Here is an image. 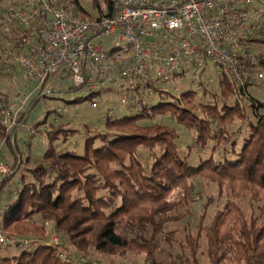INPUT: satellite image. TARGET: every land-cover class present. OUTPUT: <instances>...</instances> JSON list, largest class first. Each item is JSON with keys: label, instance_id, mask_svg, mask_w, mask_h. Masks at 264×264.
Instances as JSON below:
<instances>
[{"label": "trees", "instance_id": "16d2710c", "mask_svg": "<svg viewBox=\"0 0 264 264\" xmlns=\"http://www.w3.org/2000/svg\"><path fill=\"white\" fill-rule=\"evenodd\" d=\"M105 1L108 12L99 0H93L96 14H92L79 0H69L74 13L112 15L114 0ZM19 36L15 28L9 33L0 30V47L5 42L19 50ZM219 89L225 99L222 104L219 94L211 95L213 101L197 102L198 93L188 91L135 114L107 118L104 131L88 126L80 154L56 150L55 140L60 134L66 140L70 130L55 126L49 131L50 144L42 161L27 166V157L26 172H21L22 165L15 159L11 169L16 172L0 181L3 186L20 172L19 193L0 214L3 231L10 237L48 240L45 223L49 221L68 238L72 252L87 256L94 250L116 256L130 250L145 254L148 264H201L204 236L207 264H264V221L247 214L238 202L250 196L264 203V115L259 114L263 103L226 73L220 78ZM208 93L204 88L203 94ZM95 95L90 94L89 99ZM246 99L251 100L256 120L247 113ZM0 101H4L2 96ZM157 115L170 117L193 133V144L186 154L181 150L178 129L155 121ZM237 120L246 123L249 130L240 151L236 139L240 131L232 130ZM10 136L6 141L11 148ZM192 147L197 152L210 149L212 156L195 166L190 162ZM12 149L16 154L18 149ZM216 151L221 159L214 158ZM195 178L216 184L226 202L210 217L208 226L177 244L182 252L175 255L172 248L178 242L177 231L165 232V227L181 223L192 213L187 206L194 200ZM176 190H182L184 196L173 199ZM37 216L41 221L35 219ZM160 235H164L162 239ZM5 252L0 254V264H69L55 247L44 243L18 255L9 249ZM92 264L104 263L97 260Z\"/></svg>", "mask_w": 264, "mask_h": 264}, {"label": "built area", "instance_id": "2783aa9c", "mask_svg": "<svg viewBox=\"0 0 264 264\" xmlns=\"http://www.w3.org/2000/svg\"><path fill=\"white\" fill-rule=\"evenodd\" d=\"M12 28L20 33V49L3 56L35 90L48 93L67 80L96 95L108 89L119 104L106 119L117 109L141 111L184 92L199 93L212 74L220 79L226 73L245 92L264 81V0H114V12L106 16L74 13L58 0H18L0 16V30ZM30 97L18 92L1 105L0 132L12 141L25 124ZM36 133L31 126L24 149ZM9 172L0 163V179ZM42 243L66 263L91 264L65 252L58 236L10 237L0 221V247Z\"/></svg>", "mask_w": 264, "mask_h": 264}, {"label": "rangeland", "instance_id": "374dc122", "mask_svg": "<svg viewBox=\"0 0 264 264\" xmlns=\"http://www.w3.org/2000/svg\"><path fill=\"white\" fill-rule=\"evenodd\" d=\"M16 1L17 0H4L3 2H5V5H2L0 8V16H2V13L7 7L15 4ZM99 1L104 11L108 12L106 1ZM61 2L62 5L66 6L71 11L74 9L73 6L70 5L69 0H61ZM79 2L86 8V10L92 14H96L95 9L93 8V0H79ZM3 43L4 44L2 47H0V96H2L3 100H5V98L20 92L30 94L31 100L29 101L30 109L26 111L28 116L25 120L24 126L20 128L15 134V140L12 141L10 136V143L12 145L11 148L6 141L8 134L1 133L2 131L0 132V163L6 164L7 166L9 164L12 166L15 159H18L17 161L22 165L19 170L21 172H26V169H24L26 166L24 162L27 157L30 158V163H28L27 166H33L34 164L40 163L50 144L49 131L53 129L55 130V126H58L59 124L70 130V132L67 133L66 140H64V134H60V137L55 140L54 145L56 150L62 151L66 149L74 150L79 154L82 153L87 127L90 126L94 129L104 131L107 111L114 104H119L118 96L109 90V94L107 93L108 96L95 95L91 100L89 99V95L92 93L86 89H74L75 87L73 86L71 80L64 82L57 81L55 88L48 93L37 91L35 90V85L27 82L19 67H14L7 62V59L3 56L4 51L6 49L12 51L17 50L12 49L11 45H8V43ZM205 81L206 82L203 90L204 88L208 90V96L203 94V90L200 91L196 98L197 102H203L204 100L213 101L215 99L212 98L211 95L219 94L218 101L220 104H222L225 99L220 95V79L212 74L209 77H205ZM185 86H191V84L187 83ZM249 93L255 99L263 103V106L259 108V114L264 115V81L256 82L255 85L249 88ZM78 98H83V100L76 101ZM172 99L174 98L172 97ZM250 101L251 100L249 99L245 100L247 105V113L251 119L256 120L257 115L254 112V109L249 106ZM2 103L3 101H0V108L1 105H3ZM94 103L96 104L93 105ZM58 109H61L62 111L61 117L56 118V111ZM136 112V110H126L122 112L117 109L113 118H120L124 115L135 114ZM45 119L47 121L38 126V124L43 122ZM155 121L169 123L178 129L180 134L181 150L184 154H186L187 150L189 149L188 146H192L193 144V133L185 129L183 126L177 124L174 119L167 116L157 115L155 117ZM34 125H36L37 133L35 135H31L28 144L24 149L22 144L23 138L30 132V127ZM232 130L240 131L239 133H236L237 151H240L244 143L243 138L249 134V130L246 123L242 124V122L239 120H237ZM12 148L18 149V151L21 153V158L17 157ZM192 150L193 156L190 158V162L195 166L199 165L201 161L209 159L212 156V151L210 149L203 152H197L196 148L192 147ZM219 157L221 159L222 155L219 156V153L216 151L214 153V158L219 159ZM233 159L236 160L237 158L235 157ZM10 171L14 172V170L11 168ZM10 173L12 172L7 173L6 175L9 176L11 175ZM0 181L2 180L0 179ZM194 185V200H189L187 206L192 213L181 223H170L165 227V232L172 230L177 231L176 240L178 242H176L175 247L172 248V251L175 255L182 252L177 244L181 241H185L186 235H196L200 228L208 226L210 223V217L218 210H221L226 202L225 197L220 195L218 186L209 180L205 178H195ZM19 187L20 172H18L16 175H13L7 184L3 186L0 185V209L4 210L8 207L7 205H10L14 202V197H16L19 193ZM183 196L184 192H182V190H176L173 193L172 198L179 199ZM238 202L247 212V214L259 217L261 218V221H264V203L256 202L252 200L250 196L241 197ZM35 219L37 221H41L39 216H37ZM46 223H49L50 226L47 228L50 232L49 239H51L53 236H58L60 239H62V246L65 252L74 256H82L83 260L88 261L91 264L93 261L97 260L103 262L104 264H148L146 262L145 254L140 255L130 250H126L122 254L116 256H107L94 250H91L87 256H83L82 254L80 255L77 252H72L68 238L55 230L53 222L48 221ZM163 236L164 235H160V239H162ZM161 243L165 246L164 241H161ZM8 249L11 251L10 253L17 255L24 251V249H14L13 247L6 246L0 248V254L6 253L5 250ZM183 252L188 254L189 250L184 249ZM199 254L201 264H207L208 258L206 254V240L204 236L201 238ZM161 255L163 258L166 257V255H163V253H161Z\"/></svg>", "mask_w": 264, "mask_h": 264}, {"label": "crops", "instance_id": "0c3cea01", "mask_svg": "<svg viewBox=\"0 0 264 264\" xmlns=\"http://www.w3.org/2000/svg\"><path fill=\"white\" fill-rule=\"evenodd\" d=\"M109 92H110L109 90L105 89V90H103L98 96H108L107 93L109 94ZM119 111L124 112V111H126V109L119 110ZM21 128H22V127H21ZM18 130H19V129L15 130L14 132L17 133ZM13 160H14V159H13ZM9 162H10V161H9ZM8 166H9L10 168L12 167V166H10L9 164H8ZM14 172H15V170H14ZM14 172H12V173H10V174L12 175V174H14ZM6 176H7V175H6ZM9 180H10V178H9ZM9 180H8V181H9ZM8 181H7V182H8ZM6 184H7V183H6ZM19 188H20V187H19ZM14 200H15V197H14ZM1 202H2V201H1ZM5 206H6V205H5ZM7 206H9V205H7ZM0 248H1V247H0Z\"/></svg>", "mask_w": 264, "mask_h": 264}]
</instances>
